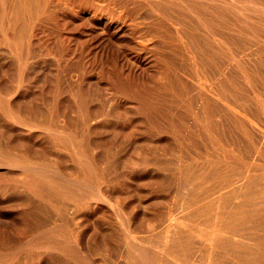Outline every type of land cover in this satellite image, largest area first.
<instances>
[{"label":"rangeland","instance_id":"rangeland-1","mask_svg":"<svg viewBox=\"0 0 264 264\" xmlns=\"http://www.w3.org/2000/svg\"><path fill=\"white\" fill-rule=\"evenodd\" d=\"M0 264H264V0H0Z\"/></svg>","mask_w":264,"mask_h":264}]
</instances>
